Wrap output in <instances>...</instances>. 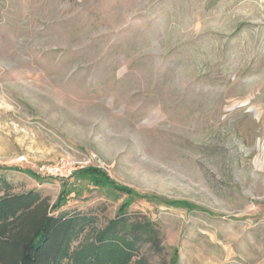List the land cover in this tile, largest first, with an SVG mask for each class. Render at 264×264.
I'll return each mask as SVG.
<instances>
[{
  "label": "rangeland",
  "instance_id": "1",
  "mask_svg": "<svg viewBox=\"0 0 264 264\" xmlns=\"http://www.w3.org/2000/svg\"><path fill=\"white\" fill-rule=\"evenodd\" d=\"M61 159L165 204L39 175ZM0 169L71 190L55 216L149 218L148 264H264V0H0Z\"/></svg>",
  "mask_w": 264,
  "mask_h": 264
},
{
  "label": "trees",
  "instance_id": "2",
  "mask_svg": "<svg viewBox=\"0 0 264 264\" xmlns=\"http://www.w3.org/2000/svg\"><path fill=\"white\" fill-rule=\"evenodd\" d=\"M73 178L97 189L165 204L152 196L133 193L97 168L78 170ZM71 192L63 188L57 203L49 207L48 200L36 191L14 193L0 169V264H148L140 256L143 247L163 250L152 221L143 217L132 219L125 203L101 229L95 228V218L88 215H53ZM173 206L189 212L196 209L185 202H175ZM88 229H92L90 236L85 234ZM177 261L174 254L169 264Z\"/></svg>",
  "mask_w": 264,
  "mask_h": 264
},
{
  "label": "built area",
  "instance_id": "3",
  "mask_svg": "<svg viewBox=\"0 0 264 264\" xmlns=\"http://www.w3.org/2000/svg\"><path fill=\"white\" fill-rule=\"evenodd\" d=\"M84 167L79 161L61 159L53 165H44L38 170L39 175L45 178L69 179L76 171Z\"/></svg>",
  "mask_w": 264,
  "mask_h": 264
}]
</instances>
